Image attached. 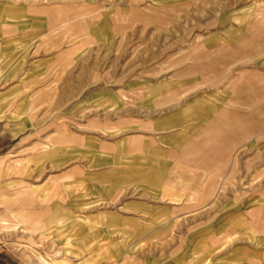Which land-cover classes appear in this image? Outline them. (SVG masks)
I'll return each mask as SVG.
<instances>
[{"label":"rangeland","instance_id":"1","mask_svg":"<svg viewBox=\"0 0 264 264\" xmlns=\"http://www.w3.org/2000/svg\"><path fill=\"white\" fill-rule=\"evenodd\" d=\"M0 120V264L264 242V0H0Z\"/></svg>","mask_w":264,"mask_h":264},{"label":"crops","instance_id":"2","mask_svg":"<svg viewBox=\"0 0 264 264\" xmlns=\"http://www.w3.org/2000/svg\"><path fill=\"white\" fill-rule=\"evenodd\" d=\"M104 14H102L103 16ZM196 24L194 25L195 29H201L203 27V17L202 16H197L196 15ZM63 22V21H62ZM187 34V31L183 29L182 35L185 36ZM213 39L217 38H209L206 41H204V44L211 45V41ZM222 42H226L228 39L225 38H220ZM216 41V40H215ZM229 42V40H228ZM201 65H198V68H200ZM197 68V69H198ZM213 107L216 106L215 103H211ZM207 106V110H208ZM207 114V113H206ZM1 121V120H0ZM9 154H3L0 156V166L8 159L7 157ZM157 188H159L157 191L160 193L166 195L167 189L165 187H161V184L159 183L156 185ZM231 234L230 232H227V234L223 235L222 237H212L209 240L205 241L202 247H199L196 252L192 254V264H214L213 261L220 260L222 258H225L224 255V250H220L222 248L221 246L225 243H228V238H230ZM225 238L224 242L222 239ZM200 251V253H199ZM110 252V251H109ZM107 252V253H109ZM112 253V251L110 252ZM228 256H230L229 251H227ZM232 256V255H231ZM111 257V255H110ZM229 259V257H228ZM230 259H233L237 261L238 264H264V242L261 240L256 241V245L254 247H250V245H243L242 249L240 250V253H236L235 256L230 257ZM227 264V263H226Z\"/></svg>","mask_w":264,"mask_h":264}]
</instances>
